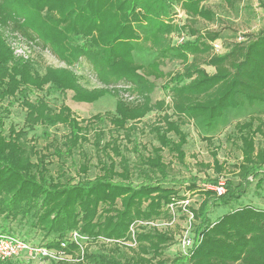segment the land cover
Segmentation results:
<instances>
[{
	"label": "trees",
	"instance_id": "trees-1",
	"mask_svg": "<svg viewBox=\"0 0 264 264\" xmlns=\"http://www.w3.org/2000/svg\"><path fill=\"white\" fill-rule=\"evenodd\" d=\"M206 1L0 0V217L3 223L26 220L32 230L47 240L44 247L48 249H59V243L72 231H79L93 240H127L134 221L165 216L162 208L176 195L173 189L162 187L158 182L134 186L117 139L101 147L105 161L98 164L99 175L73 184L71 179L53 178L45 164V155L24 148V130L10 127L7 135H3L2 113L7 109L2 103L23 96L26 127L30 130L39 124L65 125L69 134L64 144L71 155L84 142L90 125L82 127L64 105L53 112L41 100L28 101L26 94L45 86L50 92H57V82L61 78L67 79L80 96L96 97L103 92L81 90L77 77L63 69L48 68L43 76L32 72L31 63L15 58L7 47L6 33H17L30 42L37 41L36 44L49 48L66 65L84 59L105 87L123 82L126 91L135 93L140 101L125 103L117 99L114 114L95 116L91 126H102L108 121L113 133H123L127 140L134 124L148 113L164 109L163 101L152 104L151 100L156 88L153 81L165 77L160 62L167 58L180 60L182 72L171 75L164 86L171 94L169 109L172 115L192 121L196 130L209 138L230 120L245 119L235 124L241 153L237 169L241 179L250 177L257 180L256 187H262L264 29L228 46L221 43L220 35L215 32L197 36L194 41L175 48L165 46L167 35L177 30L170 23L174 9L179 8L193 23L198 19L212 21V12L203 5ZM222 1L231 5L239 0ZM78 37L84 43L76 44L74 39ZM139 41L151 44L143 47ZM214 43L220 46V53L214 51ZM138 50L149 56L143 79L112 68L118 60L132 61V53ZM159 120L164 127L158 123L150 130L159 147L152 148L147 157L139 158L165 181L168 175L160 154L167 149L182 160L187 136L167 113ZM169 133L175 135L176 142L167 137ZM103 136L101 132V138ZM257 136L261 142L257 143ZM133 149L137 151L136 146ZM110 155L119 158V172ZM78 171L84 176L88 170L83 164ZM240 195L229 183L226 193L220 197L214 191L201 193L203 200L194 212L200 220L196 230L199 241L189 256L165 257L164 252L173 239L155 229L137 232L136 250L126 248L132 250L128 258H119L117 248L106 254H94L88 253L86 248L79 250L74 243L68 244L66 253L74 257V264H264V209L244 206L215 222L208 218L212 207L237 202ZM0 233L31 240L27 234L14 233L6 226ZM109 245L117 247L116 243ZM22 262L25 261L17 264Z\"/></svg>",
	"mask_w": 264,
	"mask_h": 264
},
{
	"label": "rangeland",
	"instance_id": "rangeland-1",
	"mask_svg": "<svg viewBox=\"0 0 264 264\" xmlns=\"http://www.w3.org/2000/svg\"><path fill=\"white\" fill-rule=\"evenodd\" d=\"M203 5L212 12V21L198 19L193 23L179 8L174 9L170 23L177 30L167 35L166 47H178L187 41H194L197 36H203L208 32L218 33L221 43L228 46L235 41L239 42L251 38L264 29V0H239L231 5H227L222 0H208ZM180 27L183 28L180 29ZM181 37L184 40L181 44H178ZM4 39L15 58L31 63L32 72L43 76L48 68L63 69L72 72L77 77V83L81 90L85 92L103 91L101 95L96 97L80 96L67 79L61 78L57 82L59 85L57 92H50L48 86H45L42 90H33L26 94L28 101L41 100L53 112H57L60 106L64 105L77 118L82 127L86 126L87 123L90 125L88 131L84 134V142L79 144V148L74 149L71 155L66 152L64 144L69 134V130L65 125L58 124L54 127H49L39 124L29 130L25 125L26 108L22 105L23 96L19 97L18 100L7 99L2 103V107L7 109L6 112L2 113L4 122L2 134L7 135L10 127L15 130H24L26 132L23 139L24 148L28 151L34 149L38 153L45 155V164L53 178L60 181L71 179L73 184L78 181L94 179L99 175V162L105 161L101 147L109 140L117 139V144L120 146L122 155L127 161L131 173V182L134 186L158 182L162 187L174 190L176 195L171 198L177 199V197H180L177 200H181L189 197L191 202L189 209H187L195 212L203 200V197H201L203 191H213V188L222 185L225 194L229 183L233 191L241 193L239 200L226 206L217 205L212 207L208 213V218L211 222H215L223 215L244 206L264 209V184L261 188H258L256 187L257 180H252L250 177L247 180L241 179L237 169L241 161V153L240 142L235 133V124L243 122L245 119L230 120L227 125L209 138L203 137L196 130L192 121L184 118L178 119V116L172 115V111L169 109L171 94L164 89V86L167 85L171 75L182 72L180 60L167 58L160 62V69L165 77L157 81L151 79L156 87L152 93L151 100L152 104L163 101L164 109L163 111L154 110L148 113L140 122L134 124L132 127L133 131L129 133L130 139L127 140L124 138L125 134L113 133L108 121L102 126H91L95 116L101 117L114 114L117 99H121L125 103L140 101V98L135 93L131 94L126 91L127 86L123 82L119 81L105 87L98 82L91 66L84 59H80L74 64L66 65L49 48H42L39 44H36L37 41L30 42L17 33H6ZM74 41L76 44L84 43L81 37L75 38ZM139 43L143 47L151 44L150 41H139ZM140 52L141 50L132 53V61H116L112 68L119 70L121 73H134L137 79H143L144 66L149 60V56ZM154 53L156 54V51ZM208 71L209 73L213 72V70ZM164 113H167L171 121L176 122L180 130L187 136L186 144L182 148L184 153L182 160L176 153H171L167 149H163L160 154L162 164L166 166L168 175L165 181L161 179L158 172L151 171L148 166L143 165L142 160L139 158V156L147 157L151 154L152 148L159 147L150 130L158 123L161 127H164L163 122L159 120ZM101 132L104 133V138H101ZM167 137L174 142L177 141L173 133H169ZM256 141L258 143L262 140L257 136ZM134 146L137 147V151L133 149ZM110 156L115 162L116 171L119 172V158ZM32 161H35L34 156H32ZM83 164L88 170L84 176L78 171ZM61 174L64 176L62 177ZM162 210L165 216L149 220L159 224L160 227L150 228V230L155 229L172 237V245L164 252L165 257L172 258L176 255H183L180 238L187 228L186 217L183 215L181 208L176 209L175 217L171 216V214L166 215L168 212L165 206ZM199 223L200 220L195 216L190 227L191 236L196 235ZM4 226L14 233L27 234L31 237L30 243L33 245L44 246L47 242V240L43 239L41 233L30 228L26 220L3 223V219L0 217V229ZM100 239L87 238L86 243L83 241V247L79 250L84 251L86 248L88 253L106 254L109 253L110 249L117 248L118 257L122 259L132 255V250L128 249L136 250L135 247L129 248L118 243H116L117 247H115L114 245L106 244ZM67 259L69 260L61 262L25 259V262L22 263H75V259L71 254H68Z\"/></svg>",
	"mask_w": 264,
	"mask_h": 264
},
{
	"label": "built area",
	"instance_id": "built-area-1",
	"mask_svg": "<svg viewBox=\"0 0 264 264\" xmlns=\"http://www.w3.org/2000/svg\"><path fill=\"white\" fill-rule=\"evenodd\" d=\"M178 40V38H177ZM183 37L178 41V44H181ZM213 49L216 53L221 52V48L218 44H213ZM213 191L216 193L217 197H220L224 194L222 185H219L213 188ZM191 199L189 197L177 200L171 198L170 201L166 204V210L171 216H176V209L181 208L183 215L186 217L187 228L182 233L180 238V246L182 248L183 256H189L192 253L196 243L199 241L197 235L191 236L190 227L194 216V211H189V204ZM188 208V209H187ZM159 224H155L152 221H139L133 222L129 227L128 239L121 241H112L102 239L106 244L118 243L129 248L136 247V237L137 232L143 229L150 228H159ZM83 241H87V238L81 235L79 232H72L64 240H62L59 249H48L44 246H36L31 244L25 238L19 237L13 234H2L0 233V264H17L21 260H46L51 262H61L68 261V253H66V248L69 243L76 244L80 249H82ZM86 243V242H85Z\"/></svg>",
	"mask_w": 264,
	"mask_h": 264
}]
</instances>
